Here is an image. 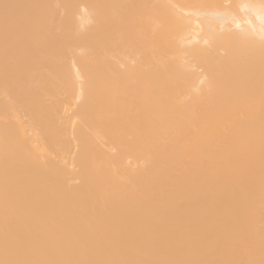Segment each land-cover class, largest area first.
<instances>
[{
    "label": "bare ground",
    "instance_id": "bare-ground-1",
    "mask_svg": "<svg viewBox=\"0 0 264 264\" xmlns=\"http://www.w3.org/2000/svg\"><path fill=\"white\" fill-rule=\"evenodd\" d=\"M0 264H264V0H0Z\"/></svg>",
    "mask_w": 264,
    "mask_h": 264
}]
</instances>
